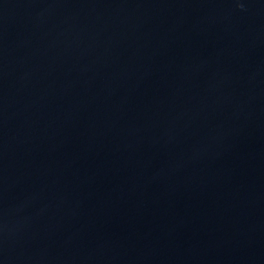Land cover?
<instances>
[{"label":"water","instance_id":"obj_1","mask_svg":"<svg viewBox=\"0 0 264 264\" xmlns=\"http://www.w3.org/2000/svg\"><path fill=\"white\" fill-rule=\"evenodd\" d=\"M0 264H264V0H0Z\"/></svg>","mask_w":264,"mask_h":264}]
</instances>
